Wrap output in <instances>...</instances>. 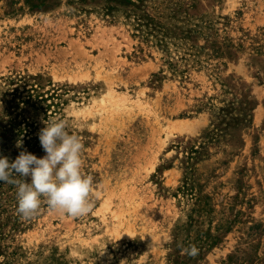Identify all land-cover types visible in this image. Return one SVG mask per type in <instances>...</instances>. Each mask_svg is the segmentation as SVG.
<instances>
[{
  "label": "rangeland",
  "instance_id": "rangeland-1",
  "mask_svg": "<svg viewBox=\"0 0 264 264\" xmlns=\"http://www.w3.org/2000/svg\"><path fill=\"white\" fill-rule=\"evenodd\" d=\"M48 118L93 208L0 182V264H264V0H0V156Z\"/></svg>",
  "mask_w": 264,
  "mask_h": 264
},
{
  "label": "clouds",
  "instance_id": "clouds-1",
  "mask_svg": "<svg viewBox=\"0 0 264 264\" xmlns=\"http://www.w3.org/2000/svg\"><path fill=\"white\" fill-rule=\"evenodd\" d=\"M38 132L45 155L38 158L23 148V138L16 141L22 149L14 160L0 156V182L16 187L17 215L22 220L39 214L42 199L49 211L73 218L92 211L94 183L82 172L83 143L68 131L64 119L43 120ZM182 253L196 257L199 249L190 245Z\"/></svg>",
  "mask_w": 264,
  "mask_h": 264
}]
</instances>
